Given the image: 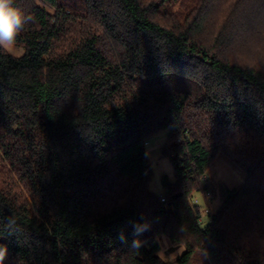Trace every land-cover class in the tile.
<instances>
[{
  "label": "trees",
  "instance_id": "trees-1",
  "mask_svg": "<svg viewBox=\"0 0 264 264\" xmlns=\"http://www.w3.org/2000/svg\"><path fill=\"white\" fill-rule=\"evenodd\" d=\"M173 1L16 0L33 19L23 55L0 49L11 264H162L160 236L185 247L174 264H264V0ZM218 154L246 176L203 225Z\"/></svg>",
  "mask_w": 264,
  "mask_h": 264
},
{
  "label": "rangeland",
  "instance_id": "rangeland-1",
  "mask_svg": "<svg viewBox=\"0 0 264 264\" xmlns=\"http://www.w3.org/2000/svg\"><path fill=\"white\" fill-rule=\"evenodd\" d=\"M175 0L172 2L173 8L178 9L179 12L183 10V6L187 0ZM183 4V6H182ZM12 55V54H11ZM21 56V55H13ZM167 129L160 130L152 135L146 143L145 151L148 157V162L153 170V177L151 182V189L160 193V179L163 175L172 180V167L166 158L160 157V149L165 142L167 136ZM206 176L210 178L213 183V192H210L209 198H204V192H198L196 194L197 203L201 209V223L207 224L209 221L208 215L213 212L218 205L222 202L226 193L238 188L245 179V172L236 167L231 161H229L223 154H218L214 159L212 165L207 169ZM208 207L209 214L207 215L204 210ZM160 244V250H164V254L168 255L175 253V258L184 252L185 247L182 245L172 244L167 238L160 236L158 238ZM163 259L164 257L161 256Z\"/></svg>",
  "mask_w": 264,
  "mask_h": 264
},
{
  "label": "clouds",
  "instance_id": "clouds-1",
  "mask_svg": "<svg viewBox=\"0 0 264 264\" xmlns=\"http://www.w3.org/2000/svg\"><path fill=\"white\" fill-rule=\"evenodd\" d=\"M32 19V16L22 9L16 0H0V49L12 55H23L25 49L23 44L18 42V36ZM11 223L14 221H10ZM132 227L133 235L139 237L148 230L149 225L147 223H132ZM120 239L125 240L123 233H121ZM143 243L145 242L137 238L132 241L131 247L139 250ZM157 255L164 257L162 264H174L175 262V253L165 255L164 250L161 249L158 250ZM6 261L11 264L9 249L6 245L0 244V264H6Z\"/></svg>",
  "mask_w": 264,
  "mask_h": 264
},
{
  "label": "built area",
  "instance_id": "built-area-1",
  "mask_svg": "<svg viewBox=\"0 0 264 264\" xmlns=\"http://www.w3.org/2000/svg\"><path fill=\"white\" fill-rule=\"evenodd\" d=\"M209 198L210 194L209 192H204V198ZM197 201V198L195 199V202ZM204 212L208 215L209 214V210L207 208H205Z\"/></svg>",
  "mask_w": 264,
  "mask_h": 264
}]
</instances>
